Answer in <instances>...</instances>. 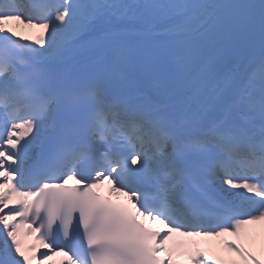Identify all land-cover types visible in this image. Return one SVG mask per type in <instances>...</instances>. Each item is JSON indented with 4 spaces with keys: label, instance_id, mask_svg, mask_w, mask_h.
Returning <instances> with one entry per match:
<instances>
[{
    "label": "snow or ice",
    "instance_id": "6c2138e0",
    "mask_svg": "<svg viewBox=\"0 0 264 264\" xmlns=\"http://www.w3.org/2000/svg\"><path fill=\"white\" fill-rule=\"evenodd\" d=\"M0 178V264H264V0H0Z\"/></svg>",
    "mask_w": 264,
    "mask_h": 264
},
{
    "label": "bare ground",
    "instance_id": "6f19581e",
    "mask_svg": "<svg viewBox=\"0 0 264 264\" xmlns=\"http://www.w3.org/2000/svg\"><path fill=\"white\" fill-rule=\"evenodd\" d=\"M11 25V24H10ZM12 27H16L14 24L12 25ZM16 30L19 32V34L21 35V36H31V37H33V38H36L37 37V35H34V34H36V32H39L41 29H39V28H32V27H25V26H23V25H20L19 27H17L16 28ZM34 34H33V33ZM235 192V190H233L231 193H234ZM164 227V226H163ZM19 238H20V240H21V242H22V240L24 239V238H27V240L29 239V238H32V234H28V232H26L24 235H22V234H19ZM26 240V241H27ZM24 248H25V246H23ZM25 250H27L26 248H25Z\"/></svg>",
    "mask_w": 264,
    "mask_h": 264
}]
</instances>
